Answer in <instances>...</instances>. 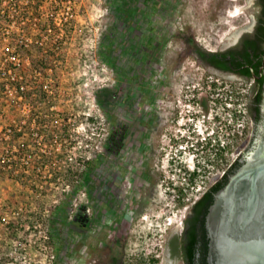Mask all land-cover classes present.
I'll return each mask as SVG.
<instances>
[{"label": "rangeland", "instance_id": "rangeland-1", "mask_svg": "<svg viewBox=\"0 0 264 264\" xmlns=\"http://www.w3.org/2000/svg\"><path fill=\"white\" fill-rule=\"evenodd\" d=\"M51 1L4 4L11 11L6 26L28 33L30 45L23 54L37 55L41 46L56 54L50 69L37 75L55 95L54 108L35 117L42 135L25 128L18 138L31 150L25 151L26 175L21 181L0 178V210L11 221L0 223V264H106L114 254L126 262L157 257L159 264H170L167 239L192 200L231 161L248 153L255 129L247 112L252 80L210 68L193 49L197 44L209 50L233 46L252 24L257 6L254 0H136L134 14L118 21L111 0ZM167 2L173 4L170 10ZM49 20H54L52 30L43 26ZM133 26L167 39L160 58L132 70L115 44L116 67L111 66L102 56L103 46L111 34L122 42ZM210 75L231 84L232 118L225 104L230 93L211 84ZM190 93L195 94L191 102ZM8 99L2 122L32 125L31 107L15 92ZM63 118L67 131H51ZM114 126L124 136L108 152ZM187 141V149H180ZM203 145L204 152L220 150L228 164L212 158L210 169L192 183L197 162L207 161L200 156ZM1 150H6L4 142ZM84 159L94 162L93 181L75 194L69 214L73 218L83 204L90 220L58 232L50 226L54 208L77 183L65 172ZM16 209L18 217L12 214Z\"/></svg>", "mask_w": 264, "mask_h": 264}, {"label": "trees", "instance_id": "trees-1", "mask_svg": "<svg viewBox=\"0 0 264 264\" xmlns=\"http://www.w3.org/2000/svg\"><path fill=\"white\" fill-rule=\"evenodd\" d=\"M135 1L136 0H111L114 4V10L117 16L118 21L126 20L131 17L135 12ZM28 2H44V0H29ZM51 2H64L63 0H52ZM167 9H171L173 5L172 2H167ZM257 5V3H256ZM148 15L152 14L151 8L148 6ZM258 30L264 32V11L259 15ZM54 20H49L44 27L48 28L51 26ZM142 33V34H138ZM137 33V34H136ZM135 35V36H133ZM131 36L132 41L127 40ZM119 36L114 34L110 35V42L107 45H104L102 48V56L108 60V63L111 66L116 67V62L114 59H117L116 55L113 54V47H116L117 44L120 49V52L126 58L127 64L133 70L136 66H144L146 68L151 61L160 58L162 47L165 45L167 39L161 40L156 33H151L148 35L144 32L143 26L128 28L123 36L121 37L122 42L118 40ZM10 42L17 43L16 39H11ZM54 44H58V41H55ZM245 47L233 46L226 50H202L197 48L198 53L201 55L204 63H210L215 65L218 68H221L224 71L235 72L247 76L249 78H254L255 73H259V65L261 60L264 59V48L259 44L257 40H246ZM197 46V45H196ZM196 46L194 48H196ZM50 47V46H48ZM52 47V46H51ZM250 47L254 50V53L250 51ZM40 52L36 54H21L18 57L23 61L26 58H29L30 66H25L22 62L17 64L13 60L8 61V70L11 69V72L14 73L17 80L12 81V75H5V78H8L11 81L12 85H15L16 90L19 92V95H22L25 101L30 105V113L34 117H42L41 113H45L46 110L53 109V102L55 101V95L50 94L51 91L48 88V84L45 79L39 80L37 75H44L45 71L50 69V64L52 61V56L56 54L52 52V48H46L41 46ZM34 55H36L34 57ZM1 57V56H0ZM16 63V64H15ZM42 69V70H41ZM128 70V71H132ZM32 72L35 73L32 75ZM142 74V72L140 73ZM13 76V77H15ZM22 76V79H20ZM14 79V78H13ZM20 81L26 83L28 87L20 91ZM46 83V84H45ZM4 88V86H3ZM52 98V100H51ZM256 100L260 98V94L256 93ZM16 105L18 102H13ZM54 111V110H53ZM251 114V112H250ZM54 115V114H53ZM252 118L257 122L259 117L253 116ZM55 117V115L53 116ZM251 118V119H252ZM252 119V120H253ZM39 120L36 122V125L39 128V133H42L40 128ZM38 123V124H37ZM30 132L32 131V125L24 126ZM53 132H62L63 130L67 131V119L63 118V122L60 125H54ZM11 129L12 133L10 134V139L3 141L6 145V152L0 150V178H14L16 180H23L22 177L26 171V164L21 160L25 156V151H31L28 148L21 146L18 138L20 137L17 131V128L14 126L8 127ZM64 131V132H66ZM124 132L118 126H114L109 137L106 149L108 152L115 151L116 144L120 145L122 143V138ZM202 145V144H201ZM206 150L205 145L201 156L205 157L207 160L206 163L201 164V161L197 162L196 169L191 172L190 181L194 183L195 178L201 172H207L210 168L211 159L215 158L222 163L228 164L227 158L223 153L218 150L216 152H204ZM6 154L7 160H4V157L1 155ZM199 153V152H198ZM244 154L237 156L233 161H231L226 169L223 170L222 175L215 180L210 186H208L204 192L191 204L190 209L192 210V215L186 218L185 232L182 239V254L186 260L187 264H192L195 257L200 256V264H208L207 255H208V236L206 228V216L209 212V208L214 202L215 194L219 189H221L227 182L229 175L235 171L242 164V157ZM76 170H73L71 167L67 169L64 177L68 180L69 177H73L77 181L72 186V189L65 191L67 199L63 200L54 208V217L51 219L50 226L54 229H60L64 231L66 227L75 228L77 225L83 226L88 225L89 217L85 215V206L83 204L78 206L77 212L70 218L69 209L72 206V200L75 197V194L81 190L84 186H89L93 181V171H94V162L90 159H84L81 165ZM54 179H57V174ZM179 191H182V188H178ZM35 190V188H34ZM76 224L73 227L72 224ZM71 225V226H70ZM58 226H61L59 228ZM78 227V226H77ZM145 259V258H144ZM123 260V258H121ZM124 261V260H123ZM123 264H159V258L151 257L149 260L145 259L144 261L137 262H124Z\"/></svg>", "mask_w": 264, "mask_h": 264}, {"label": "water", "instance_id": "water-1", "mask_svg": "<svg viewBox=\"0 0 264 264\" xmlns=\"http://www.w3.org/2000/svg\"><path fill=\"white\" fill-rule=\"evenodd\" d=\"M257 142L209 208V264H264V135Z\"/></svg>", "mask_w": 264, "mask_h": 264}, {"label": "built area", "instance_id": "built-area-1", "mask_svg": "<svg viewBox=\"0 0 264 264\" xmlns=\"http://www.w3.org/2000/svg\"><path fill=\"white\" fill-rule=\"evenodd\" d=\"M28 1L29 0H0V56H1L0 57V150H1V143L3 141H5V140L10 139V137H11L10 134L12 133V131L8 127H10V126L16 127L19 136L22 135L24 133V130H25V127L23 125H19V126L18 125H8V124H4L2 122L1 117L4 115V112H5L4 107L6 106L7 101L9 100L8 99V93L9 92H15L16 97L18 98L17 100H23L24 101L23 104L25 105V107H26V104H28V103H25V100L22 97V95H19V92L16 90L15 85H12L11 81H9L8 78L4 77L5 75H7V76L12 75V81L13 80H17L16 76L14 75V73L11 72V69L8 70V61L9 60H13L17 64H20L22 62L25 66L30 65L29 58H26L23 61H21V59L18 57L19 55L23 54L22 50L28 48L29 45H30L27 42L29 40V36H26V35H28V33H25L24 31L15 32V31L10 30L6 26V25H9L8 23H5V22L10 21V20H8L7 17H8L9 12H11V11L4 4H6L7 2H28ZM47 29L52 30V26H49ZM20 36L22 37L21 38V41H22L21 48L18 47V43L10 42L11 39H16L17 40V37H20ZM13 76H15V77H13ZM20 79H22V76H20ZM209 81L211 82V84H215L219 88L227 89V92L230 93V95L225 98V104H226L227 109H228L229 117L232 118V112H233V110H236L235 107H234L236 104H235V102L233 100V89L231 88V84L228 83L223 77L216 76V75H210L209 76ZM20 82L21 83H20V86H19V88H20L19 90L23 91V90H25L28 87V85L26 83H22L23 81H20ZM3 86H4V88H3ZM195 86L196 85H194V87ZM220 95H221L220 92L216 93L217 97H219ZM194 96H195V94H191V93L187 94L186 95V99L191 102L194 99ZM27 106L30 107V105H27ZM52 108H54V106H52ZM29 114H30V109L27 111V115L28 116H29ZM241 125H243V124H241ZM31 133L33 135H35V136L42 135V133L41 134L39 133V128L36 125L35 117L33 118V124H32ZM202 139L206 140L207 137L206 136H202ZM188 144H189V142L187 141L186 145H181L180 146V149H185L186 150ZM5 152H6V150H5ZM1 155L4 157V160L6 161L7 160V158H5L6 154H3V152H2ZM24 158H25V156H23L21 158V160L25 163L27 161H25ZM25 164H27V163H25ZM192 171H194V168H193ZM184 178L186 180V177H184ZM192 187L194 188V186H192ZM183 189L185 191H187V188L186 187L184 188V186H183ZM195 189H196V191H199L201 188L198 187V188H195ZM203 192H204V190L202 192H200L199 195L196 196V198L194 200H192V203ZM186 199L190 201L191 200V196L188 195L186 197ZM187 212H188V210H186V212L183 214V218L179 221L177 226H179L182 223V220L184 219V217H185ZM5 213H1V210H0V223L3 222L4 224H10L11 221L9 220V218L7 216V213L6 214ZM12 214H13L14 217H18L17 215H20V210L19 209L13 210Z\"/></svg>", "mask_w": 264, "mask_h": 264}, {"label": "flooded vegetation", "instance_id": "flooded-vegetation-1", "mask_svg": "<svg viewBox=\"0 0 264 264\" xmlns=\"http://www.w3.org/2000/svg\"><path fill=\"white\" fill-rule=\"evenodd\" d=\"M254 2L255 4L257 3L256 5L257 8H256V12L254 13V16L252 17V24L250 25L249 29L244 30L239 35L237 40L234 41L233 46L235 47L237 46L245 47L246 40L249 39V40H257L259 44L264 48V32H260L257 28L259 23L258 15L264 11V0H254ZM197 48H200L202 50H206V48L197 44L196 48L193 49L194 50L193 52L195 53L197 58L202 62H204L203 59L201 58V55L198 53ZM250 51L254 53L252 47H250ZM204 64H207L209 67L213 68L218 72H222L226 74H234L240 76V78L252 80L250 94L247 101V112L251 118H252L251 114H253V116L259 117L257 122L252 118L255 125V129H254L252 141L250 143L251 145L250 147L254 148L255 146L258 145L257 138L264 135V131L262 128V126L264 125V59L261 60V64L259 65L260 66L259 73L258 74L255 73L254 78H249L247 76H243L242 74L235 72L224 71L221 68H218L210 63H204ZM256 93H258V95L260 94V98L258 100H256L257 99ZM246 156L247 155L245 154L242 157V163L246 159ZM190 215H192V210L189 208L184 219L182 220V223L174 230V232L169 236V238L166 241L168 256L171 259L170 264H187L182 254V239L184 237V232L186 228L185 220ZM207 236L210 241L208 229H207ZM209 241H208V247H209ZM124 262L125 261L121 260L119 256L114 254L109 257V260L106 262V264H123ZM207 262L209 264L208 255H207ZM192 264H200L199 255L195 257Z\"/></svg>", "mask_w": 264, "mask_h": 264}]
</instances>
